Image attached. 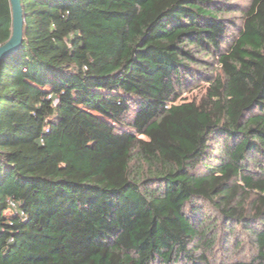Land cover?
<instances>
[{
    "label": "trees",
    "instance_id": "16d2710c",
    "mask_svg": "<svg viewBox=\"0 0 264 264\" xmlns=\"http://www.w3.org/2000/svg\"><path fill=\"white\" fill-rule=\"evenodd\" d=\"M22 4L0 264H264V0L239 20L227 0ZM12 24L0 0V46ZM242 234L251 261H217Z\"/></svg>",
    "mask_w": 264,
    "mask_h": 264
},
{
    "label": "rangeland",
    "instance_id": "374dc122",
    "mask_svg": "<svg viewBox=\"0 0 264 264\" xmlns=\"http://www.w3.org/2000/svg\"><path fill=\"white\" fill-rule=\"evenodd\" d=\"M228 4L230 6H233L235 12H233L228 17H235V19H238L241 17V11L248 8L249 3L251 0H227ZM200 90L199 89H192L190 91H186L183 94V97L187 98L188 100H192L196 97H200ZM214 220L217 221V225L219 226L220 223V217L218 216V213L212 212ZM238 231L240 230L237 229ZM233 241L228 245L227 249L222 246L220 243H218V247H216V254H217V261H225V262H240V261H247L250 262L253 254L254 249L251 245V243L248 240V236L246 234H242L240 238L238 239L239 246H236L233 244Z\"/></svg>",
    "mask_w": 264,
    "mask_h": 264
},
{
    "label": "water",
    "instance_id": "95a60500",
    "mask_svg": "<svg viewBox=\"0 0 264 264\" xmlns=\"http://www.w3.org/2000/svg\"><path fill=\"white\" fill-rule=\"evenodd\" d=\"M12 6V37L0 46V65L9 55L16 53L24 41V28L26 17L24 15L22 0H9Z\"/></svg>",
    "mask_w": 264,
    "mask_h": 264
}]
</instances>
